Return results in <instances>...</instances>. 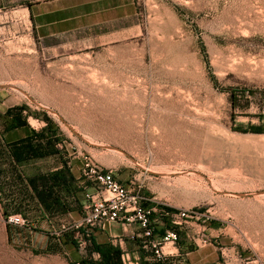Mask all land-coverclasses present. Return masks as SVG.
I'll use <instances>...</instances> for the list:
<instances>
[{"label":"rangeland","instance_id":"obj_1","mask_svg":"<svg viewBox=\"0 0 264 264\" xmlns=\"http://www.w3.org/2000/svg\"><path fill=\"white\" fill-rule=\"evenodd\" d=\"M104 12L85 32L40 38L21 6H0V125L21 107L27 126L54 135L79 198L72 218L23 219L10 236L0 203V264H103L96 228L76 227L95 188L87 162L156 209V239L160 208H193L182 235L200 227V240L264 264V0H125L124 15ZM134 237L113 240L137 250ZM129 256L122 264L144 262Z\"/></svg>","mask_w":264,"mask_h":264},{"label":"crops","instance_id":"obj_2","mask_svg":"<svg viewBox=\"0 0 264 264\" xmlns=\"http://www.w3.org/2000/svg\"><path fill=\"white\" fill-rule=\"evenodd\" d=\"M0 6H21L33 22L38 36L53 38L77 35L92 29L95 14L105 13L104 11L121 10L124 15L125 0H0ZM3 116L6 122L0 125V203L4 218L17 215L25 219L27 225L33 224L37 227L34 226V229H39L43 222L70 219L75 216L79 201L78 176L73 166L63 161L59 145L55 143L47 148L46 138L41 139L37 136L41 132L44 133L43 129L39 131L26 124L7 128L11 116ZM26 137H30L29 143L32 146L41 143L44 146L42 151L46 153L38 157L15 159L11 152L19 147L16 142ZM8 223L7 232L10 236V232L15 228L13 225L18 224ZM165 223L164 230L159 232L161 235L169 228L167 222ZM192 227L193 234L185 231L182 235L181 228L175 245L166 244L165 250L172 253L169 256L172 264H243V259L235 252L234 247L228 249L229 255H226L225 249L218 245L216 239L202 244L201 228L193 225ZM27 228L25 225L18 229ZM135 230V227L110 223L102 228H96L94 235L102 243L116 246L113 238L127 235L131 231L134 233ZM206 232L213 237L218 235L212 226ZM128 240V243L132 242L138 249H130L129 244L128 248H125L126 242L121 241L116 247L120 249L121 260L124 263V258H130L131 255L133 259L139 257L144 261L142 264H156L151 252L143 250L137 238Z\"/></svg>","mask_w":264,"mask_h":264},{"label":"built area","instance_id":"obj_3","mask_svg":"<svg viewBox=\"0 0 264 264\" xmlns=\"http://www.w3.org/2000/svg\"><path fill=\"white\" fill-rule=\"evenodd\" d=\"M264 112V111H263ZM85 178L95 183L94 192L87 194L89 202L84 206V214L76 227L88 229L102 228L106 223H118L125 227H135V238L139 240L143 250L151 252L156 264H172L165 250L166 244L175 245L179 230L188 222L199 218L197 210L167 208L159 209V216L170 226L163 235L154 237L153 214L156 209L147 208L144 197L134 189L121 183L111 170H102L89 162L85 164ZM8 221L14 224H24L23 218L10 216ZM202 244L208 243L206 239Z\"/></svg>","mask_w":264,"mask_h":264},{"label":"trees","instance_id":"obj_4","mask_svg":"<svg viewBox=\"0 0 264 264\" xmlns=\"http://www.w3.org/2000/svg\"><path fill=\"white\" fill-rule=\"evenodd\" d=\"M23 113V108L18 107V108H8L5 112L6 116H11V121L9 124L6 126L7 128H10L11 126H16V125H24L25 122L21 120L22 114ZM37 136L38 138H43L45 140L46 147L49 148L52 145L56 143L55 138H49L45 136L42 132L39 133ZM30 142V137L22 138L18 140L16 143L19 144V147L11 152V155L17 159V160H22L25 159L27 156H34L38 157L41 155H44L46 152H43L42 149L44 148L41 143L36 144L35 146H32ZM1 153V152H0ZM3 154H1L2 156ZM53 249V248H51ZM93 250L96 251L102 260L103 264H122L121 262V251L118 247L103 243V244H96L94 243L93 245ZM85 262H83L84 264Z\"/></svg>","mask_w":264,"mask_h":264}]
</instances>
